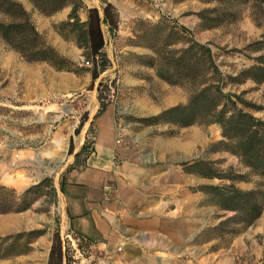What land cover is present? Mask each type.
Here are the masks:
<instances>
[{
	"label": "rangeland",
	"instance_id": "374dc122",
	"mask_svg": "<svg viewBox=\"0 0 264 264\" xmlns=\"http://www.w3.org/2000/svg\"><path fill=\"white\" fill-rule=\"evenodd\" d=\"M18 1L46 41L76 66H71V71L47 62H28L0 35V183L22 193L45 180L40 193L31 195L33 204L27 211L0 214V264H46L53 233L58 230L63 238L70 236L62 221V185L65 173L81 166L84 157L74 163L68 161V143L59 138L62 127L67 128L63 135L68 138L97 102L98 112L113 102L123 138L125 127L138 132L147 126L141 118L187 104L192 89L198 90L204 83V58L199 48H195V66H187L192 41L212 48L224 91L240 94L262 107L245 109L264 119V82L232 78L264 55V12L259 8L264 0L255 1V7L245 0H111L121 11L119 30L112 34L104 28L102 71L93 85L83 51L63 25L68 16L59 20L71 7L45 16L29 0ZM82 1L101 8L106 0ZM213 8L222 14L234 10L237 14L234 19L224 16L215 27H204L208 23L201 21L200 13ZM79 13L86 18L85 10ZM0 21L9 19L0 12ZM155 134L158 138L170 134L176 150L187 152L178 162L194 161L186 167L190 186L183 193L176 192L169 207H174L180 217L189 215L192 226L201 227V231L192 234L188 246L176 241L175 246L141 247L126 255L120 247L99 258L90 253L93 259H83L82 264H264V212L238 236L233 237L227 229L221 239L212 227L234 212L218 206L211 187L228 184L229 180L207 178L203 184L202 176H194L198 170L250 173L227 149L229 146L221 143V126L201 123L180 128L160 123L157 129L153 125ZM147 137L144 135L142 141ZM194 148L197 154L200 149V158L190 154ZM251 178L252 182L236 185L251 189L259 179ZM15 182L21 184L15 186ZM128 255L137 260H127Z\"/></svg>",
	"mask_w": 264,
	"mask_h": 264
},
{
	"label": "trees",
	"instance_id": "16d2710c",
	"mask_svg": "<svg viewBox=\"0 0 264 264\" xmlns=\"http://www.w3.org/2000/svg\"><path fill=\"white\" fill-rule=\"evenodd\" d=\"M29 1L45 16H52L65 7H71L63 25L73 35L75 44L82 49L84 62L88 65L86 70L91 75L93 85L102 71L103 62L101 63L100 56L106 45L104 27H107L112 34H116L119 30L120 12L118 8L108 0L104 1L101 8L86 6L82 0ZM206 1L217 2L219 0ZM255 1L257 0H245V2H252L254 7L257 5ZM259 8L264 12V6H259ZM81 10L86 11L85 19L80 16ZM0 12L9 19L8 22L0 21V35L26 61L47 62L58 67L59 70L74 71L71 66H76V63L64 57L46 41L22 2L0 0ZM211 14L213 17L209 18L208 15ZM236 14V10L222 14L219 9L213 8L203 10L200 13V19L208 23L204 27L210 28L217 26L221 20L223 21L224 16L227 19H234ZM180 28L186 30L184 26ZM195 48L201 50L204 58L202 88L192 89L187 104H179L154 116L141 118L140 122L147 126L166 123L180 128L201 123H217L221 126L223 136L221 143L229 146L227 149L238 157L250 173L232 170L221 173L198 170L197 174L206 178L229 180L228 184L212 186L211 189L216 191L218 206L234 214L221 220L212 229L220 233L221 239L225 238L227 229H230L232 236L236 237L242 230L253 225L264 212V119L245 109L260 110L262 107L245 100L240 94L224 91V83L220 78L221 71L215 63L212 48L208 44L192 41V45L187 50L191 53L187 61L188 69H193L195 66ZM240 77L245 80L264 82V55H260L253 65L244 68L232 78L240 80ZM104 109L105 106H102L100 112ZM87 119L88 114L86 113L75 128V135L80 134ZM73 152L74 144L71 138L68 153L72 155ZM251 175L259 178L254 181L251 189H242L236 185V182H252ZM44 184L45 180L19 193L15 188L0 183V214L27 211L33 204L31 195L39 194ZM204 232L205 230L201 233ZM92 245L93 241L90 238L78 232L73 231L70 236L63 238L57 230L52 235L46 264H82L83 259L89 258Z\"/></svg>",
	"mask_w": 264,
	"mask_h": 264
},
{
	"label": "crops",
	"instance_id": "0c3cea01",
	"mask_svg": "<svg viewBox=\"0 0 264 264\" xmlns=\"http://www.w3.org/2000/svg\"><path fill=\"white\" fill-rule=\"evenodd\" d=\"M110 2L121 17L119 5ZM67 16L68 10L59 20ZM98 109L97 102L87 113L80 134L70 131L65 138L67 128L61 129L59 138L68 143V149L73 138L74 152L68 161L74 163L84 157L81 166L65 173L61 191L65 228L70 234L74 231L90 238L91 254L98 258L104 252L115 253L120 247L126 255L141 247L175 246L176 241L188 246L192 234L199 233L201 227H193L189 215L180 217L169 203L176 192L183 193L190 186L186 167L194 161L178 162L187 152L176 150L175 141L168 134L161 138L152 135L153 125L138 132L125 127L121 138L115 104L107 103L101 112ZM144 135L148 136L146 142L142 141ZM165 143L166 148L162 149ZM198 152L194 148L190 154L200 158V149ZM194 176L201 179L200 175ZM202 182L206 184L207 178L202 177ZM20 184L15 182V186ZM91 256L88 261L93 259ZM130 258L137 260L132 256L127 260Z\"/></svg>",
	"mask_w": 264,
	"mask_h": 264
}]
</instances>
